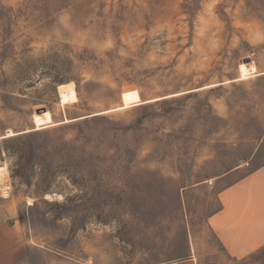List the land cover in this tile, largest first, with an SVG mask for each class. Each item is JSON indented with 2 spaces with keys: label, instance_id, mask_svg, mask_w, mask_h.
Here are the masks:
<instances>
[{
  "label": "rangeland",
  "instance_id": "rangeland-1",
  "mask_svg": "<svg viewBox=\"0 0 264 264\" xmlns=\"http://www.w3.org/2000/svg\"><path fill=\"white\" fill-rule=\"evenodd\" d=\"M3 140L0 264H264L206 224L264 164V0H0Z\"/></svg>",
  "mask_w": 264,
  "mask_h": 264
},
{
  "label": "crops",
  "instance_id": "crops-1",
  "mask_svg": "<svg viewBox=\"0 0 264 264\" xmlns=\"http://www.w3.org/2000/svg\"><path fill=\"white\" fill-rule=\"evenodd\" d=\"M218 208L206 224L233 258L249 256L264 246V164L221 188ZM164 264H197L194 255Z\"/></svg>",
  "mask_w": 264,
  "mask_h": 264
},
{
  "label": "trees",
  "instance_id": "trees-1",
  "mask_svg": "<svg viewBox=\"0 0 264 264\" xmlns=\"http://www.w3.org/2000/svg\"><path fill=\"white\" fill-rule=\"evenodd\" d=\"M104 119H106V117L105 116H103V115H100V114H98V115H92V116H89V117H84V118H82V119H78V120H76L75 121V123H73V124H81V123H84V122H89V121H99V120H104ZM43 132V131H42ZM38 133H40V132H38L37 130H34V131H30V133L29 134H27V135H23V136H20V137H26V136H32V135H36V134H38ZM19 137H14L13 139H18ZM13 139H10V140H13ZM8 140H3V141H0V143H4V142H7ZM33 157H34V151H33V149H31L30 150V152H29V154L25 157V163H27V162H29V161H31L32 159H33ZM262 165V164H261ZM261 165H257L254 169H256V168H258L259 166H261ZM253 169V170H254ZM25 182L26 183H28L29 182V180L27 179V180H25ZM56 203V202H55ZM35 204L33 203V206H34ZM20 218V217H19ZM248 258H258V259H262V260H264V246L263 247H261L260 249H258L257 251H255L254 253H252L251 255H249V257ZM234 259H236V258H234Z\"/></svg>",
  "mask_w": 264,
  "mask_h": 264
},
{
  "label": "bare ground",
  "instance_id": "bare-ground-1",
  "mask_svg": "<svg viewBox=\"0 0 264 264\" xmlns=\"http://www.w3.org/2000/svg\"><path fill=\"white\" fill-rule=\"evenodd\" d=\"M2 167H0V176H1Z\"/></svg>",
  "mask_w": 264,
  "mask_h": 264
},
{
  "label": "water",
  "instance_id": "water-1",
  "mask_svg": "<svg viewBox=\"0 0 264 264\" xmlns=\"http://www.w3.org/2000/svg\"><path fill=\"white\" fill-rule=\"evenodd\" d=\"M38 113V112H37Z\"/></svg>",
  "mask_w": 264,
  "mask_h": 264
}]
</instances>
